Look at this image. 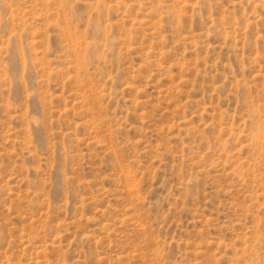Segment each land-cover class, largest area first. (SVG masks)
I'll return each mask as SVG.
<instances>
[{
  "label": "rangeland",
  "instance_id": "374dc122",
  "mask_svg": "<svg viewBox=\"0 0 264 264\" xmlns=\"http://www.w3.org/2000/svg\"><path fill=\"white\" fill-rule=\"evenodd\" d=\"M0 264H264V0H0Z\"/></svg>",
  "mask_w": 264,
  "mask_h": 264
}]
</instances>
